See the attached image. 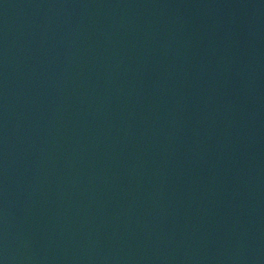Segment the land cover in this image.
Here are the masks:
<instances>
[{
    "label": "water",
    "instance_id": "95a60500",
    "mask_svg": "<svg viewBox=\"0 0 264 264\" xmlns=\"http://www.w3.org/2000/svg\"><path fill=\"white\" fill-rule=\"evenodd\" d=\"M0 264H264V0H0Z\"/></svg>",
    "mask_w": 264,
    "mask_h": 264
}]
</instances>
